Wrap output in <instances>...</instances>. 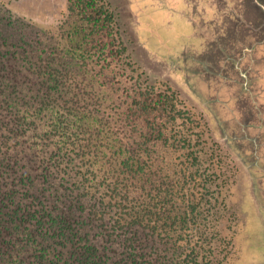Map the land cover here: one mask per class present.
Returning a JSON list of instances; mask_svg holds the SVG:
<instances>
[{
  "label": "trees",
  "instance_id": "16d2710c",
  "mask_svg": "<svg viewBox=\"0 0 264 264\" xmlns=\"http://www.w3.org/2000/svg\"><path fill=\"white\" fill-rule=\"evenodd\" d=\"M201 126L131 60L104 0H68L48 32L0 4V264H226Z\"/></svg>",
  "mask_w": 264,
  "mask_h": 264
},
{
  "label": "rangeland",
  "instance_id": "374dc122",
  "mask_svg": "<svg viewBox=\"0 0 264 264\" xmlns=\"http://www.w3.org/2000/svg\"><path fill=\"white\" fill-rule=\"evenodd\" d=\"M104 1L115 14L131 60L157 89L177 94L182 107L201 123L207 148L213 142L218 146L214 147L221 168L206 164L202 169L222 171L221 180L226 181L211 208L219 243L231 241L226 264H264V153L260 169H255L250 144L240 140L232 110L243 120L244 114L251 119L256 108L262 116L253 119L264 120V17L250 6L251 0ZM0 4L48 32L62 19L68 0H0ZM250 19L254 25H249ZM250 41L257 43L253 69L248 57L252 52L246 48ZM236 59L241 60L240 72L231 65ZM247 69L261 73L255 82L260 94L251 98L235 84L242 82L240 76ZM240 147L248 150L245 156Z\"/></svg>",
  "mask_w": 264,
  "mask_h": 264
},
{
  "label": "flooded vegetation",
  "instance_id": "af4514ba",
  "mask_svg": "<svg viewBox=\"0 0 264 264\" xmlns=\"http://www.w3.org/2000/svg\"><path fill=\"white\" fill-rule=\"evenodd\" d=\"M255 46L256 45H254V46L252 45V47H248V46L246 47V48H249L250 52H252V53H250V56H248L250 58V62L252 63L251 64L252 69L257 67V63H255V60L257 59L258 56L256 53H254L256 51V49H254ZM244 54H247V53H244ZM241 58H242V56H241ZM240 62H241V60H238V59H236V61H232L231 65L233 67V70L239 69V72H240V70H241V68H239V66L241 65ZM252 72H253L252 70L247 69V72L244 73L245 76H242V77L240 76V79L242 80V82L235 83V84H237L236 86L240 85L239 86L240 88L241 87H244V88L247 87V89H249L248 86H246L249 81L251 84L256 85V83H255V81H253V79L256 78L257 76L259 77V75L261 73L257 74L256 77H251L250 73H252ZM236 82H238V81H236ZM254 89L256 91H258V92H256L257 95L260 94L261 89L259 86H255ZM262 91H264V87H262ZM238 97H239V95H238ZM235 99H236V97H235ZM256 99H257V97H256ZM257 107H259V105ZM259 109H261V108H259ZM232 110H234L233 119H234V121L237 122L236 125H238V127H239V133L241 132V134H242L240 137L241 139L240 138L239 139L242 141H246L250 144V148H249L250 153L249 154H251L252 158L254 160H256L253 167L255 169H260V167H261L260 161L262 160L261 154L264 153V133L262 131L263 126H264V120L263 121L262 120L261 121L260 120L255 121V119H253V118H255L256 115H257V118L261 117L262 114L258 113V110L255 108L254 113H252L253 115L251 114V119H249L248 115L244 114V117L242 120L241 118H239L240 113H238V111L236 109H232ZM253 131H256V135H251V133ZM239 149H240V153L245 156L246 154L244 151H248V150H246V149L244 150L243 147H240Z\"/></svg>",
  "mask_w": 264,
  "mask_h": 264
}]
</instances>
